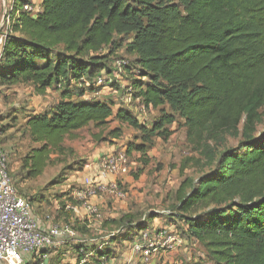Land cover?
Listing matches in <instances>:
<instances>
[{"label":"trees","instance_id":"1","mask_svg":"<svg viewBox=\"0 0 264 264\" xmlns=\"http://www.w3.org/2000/svg\"><path fill=\"white\" fill-rule=\"evenodd\" d=\"M35 3L12 0L7 9L11 24L0 47V83H29L38 94L61 90L56 103L27 120L37 146L15 177L10 171L15 186L18 176H41L52 154L66 149L67 136L115 120L142 133L128 152L137 151L148 164L151 139L169 137L179 117L196 153L184 158L181 171L191 164L198 173L176 191L190 235L213 264H264V129L258 128L264 117V0H42L37 14L24 9ZM123 46L135 55L127 67L137 70L131 80L136 97L159 111L150 122L125 107L114 109L109 98H86L108 85L119 89L95 79L115 72V54ZM121 131L114 126L110 134L119 138ZM228 137L237 142L227 145ZM83 167L78 162L69 170ZM21 194L32 205L45 198ZM162 216L150 211L86 253L96 264L115 259V242L133 243L135 232ZM47 264L58 263L49 258Z\"/></svg>","mask_w":264,"mask_h":264},{"label":"rangeland","instance_id":"2","mask_svg":"<svg viewBox=\"0 0 264 264\" xmlns=\"http://www.w3.org/2000/svg\"><path fill=\"white\" fill-rule=\"evenodd\" d=\"M11 1L0 0V35L10 30L11 21L6 20V15L3 20V14L4 7L8 9ZM125 46L117 51L115 58L126 59L128 65H132L135 55L129 53ZM115 71L117 76L114 83L119 85L118 90L108 85L99 92L87 95L114 100V109L118 106L125 107L139 121L150 122L159 111L142 109L136 93L129 95L128 86L137 72L135 67ZM60 90L52 87L45 94H38L29 83H0V141L9 153L10 171L14 177L21 169L23 157L32 147L37 146L31 140L26 126L29 116L48 110L59 99ZM167 107L169 108L166 106V109ZM183 121L177 117L176 122L170 126L169 137L154 136L151 139L153 143L148 148V164L143 165L139 161L140 153L137 151L128 152L131 144L142 141V133L128 123L115 120L106 128L91 124L76 131L75 138L67 136L64 141L66 149L62 153L52 154L51 162L41 176L29 180H21L18 176L16 186L21 193L29 197L36 194L45 197L43 202L33 204L35 215L42 224L65 223L75 229V237L60 239L54 246L46 249L54 263L96 264L92 260V254L86 253L87 248L93 245L102 247L104 242L126 226L124 224L145 219L150 211H154L163 216L148 223L147 229L168 228L181 241L180 246L174 251L165 252L161 249L146 263L141 255L133 252L134 242L143 243L139 238L140 234L135 232L133 243L115 242V259L111 258L103 264H123L128 260L130 264H213L207 257L204 245L193 240L188 224L182 217L183 213L177 209L176 191L182 180L189 175H198L196 167L191 164L181 171L184 158L196 155L187 141V129ZM114 126L122 128L119 138L110 134ZM258 128L264 129V117ZM236 142V138L228 137L226 144L234 145ZM122 152L127 155L128 172L111 177V181L116 182L125 192L124 198L118 199L109 193L90 196L89 200L98 205L99 213L88 214L82 203L74 199V193L84 187L83 173L93 171L105 155H119ZM78 162L83 163L84 167L70 171L69 165ZM62 175H67L68 179L59 183L53 182L54 178ZM70 199H74L76 203V212L67 211L65 208Z\"/></svg>","mask_w":264,"mask_h":264},{"label":"built area","instance_id":"3","mask_svg":"<svg viewBox=\"0 0 264 264\" xmlns=\"http://www.w3.org/2000/svg\"><path fill=\"white\" fill-rule=\"evenodd\" d=\"M24 9L37 14L41 10L39 4H26ZM7 9L4 7V14ZM6 33L0 35V47ZM128 61L118 58L114 61L115 70L126 68ZM117 72L112 75H99L95 79L97 85L114 82ZM89 84V82H86ZM129 95H133L134 88L128 86ZM90 95H86L90 99ZM142 109H146L141 97H136ZM127 155L107 154L93 171L85 172L82 176L84 187L74 193V199L82 203L88 214L97 215L99 207L88 197H96L98 193H109L118 199L124 198L125 192L111 177L128 172ZM110 179V180H109ZM67 211L78 210L75 202L65 205ZM75 229L69 224H42L35 215L34 207L29 199L22 195L15 186L9 169V153L0 146V264H47L50 258L46 249L54 246L58 240L66 237H75ZM141 242H134L133 252L141 255L146 263L156 252L163 249L165 252L174 251L180 246V240L166 228L145 229L140 232ZM123 264H130V260Z\"/></svg>","mask_w":264,"mask_h":264},{"label":"crops","instance_id":"4","mask_svg":"<svg viewBox=\"0 0 264 264\" xmlns=\"http://www.w3.org/2000/svg\"><path fill=\"white\" fill-rule=\"evenodd\" d=\"M37 4H39L41 6V2L42 0H34ZM85 170H86V167H85ZM118 264V263H117Z\"/></svg>","mask_w":264,"mask_h":264},{"label":"water","instance_id":"5","mask_svg":"<svg viewBox=\"0 0 264 264\" xmlns=\"http://www.w3.org/2000/svg\"><path fill=\"white\" fill-rule=\"evenodd\" d=\"M4 18H5V15L3 16V20H4Z\"/></svg>","mask_w":264,"mask_h":264}]
</instances>
